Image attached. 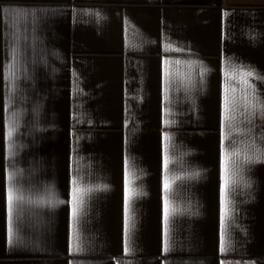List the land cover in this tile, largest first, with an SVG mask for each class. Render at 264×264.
<instances>
[{
    "label": "crops",
    "instance_id": "0c3cea01",
    "mask_svg": "<svg viewBox=\"0 0 264 264\" xmlns=\"http://www.w3.org/2000/svg\"><path fill=\"white\" fill-rule=\"evenodd\" d=\"M0 264H264V0H0Z\"/></svg>",
    "mask_w": 264,
    "mask_h": 264
},
{
    "label": "snow or ice",
    "instance_id": "6c2138e0",
    "mask_svg": "<svg viewBox=\"0 0 264 264\" xmlns=\"http://www.w3.org/2000/svg\"><path fill=\"white\" fill-rule=\"evenodd\" d=\"M250 75V73H249ZM9 137L11 136V132L8 133ZM16 199H22V196H17L14 192V190L10 187L7 191H6V202L9 206V228H8V240L9 242H11V239L13 237V231H12V227H11V205L13 203L14 200ZM74 245L76 247V249L78 250L79 248V237L78 235H76L74 233Z\"/></svg>",
    "mask_w": 264,
    "mask_h": 264
}]
</instances>
